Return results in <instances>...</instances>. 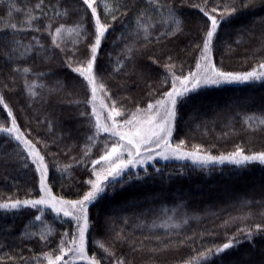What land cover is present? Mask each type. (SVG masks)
<instances>
[{"label":"snow or ice","instance_id":"1","mask_svg":"<svg viewBox=\"0 0 264 264\" xmlns=\"http://www.w3.org/2000/svg\"><path fill=\"white\" fill-rule=\"evenodd\" d=\"M75 3L74 10L65 6L61 11L66 0H49L47 4L45 0H38L34 10L39 15H29L26 29H21L16 23L6 22L0 26V42L4 47L0 59L5 64H10L9 73L0 76V139L6 137L5 143L14 144L20 149L17 155L22 168L30 169L34 165L31 187L25 193V198L21 199L13 193L0 199V215H21L27 209H35L41 213L29 220L24 225V230L18 234L19 244L16 247L19 250L11 256L4 253V256L12 264H43L45 260L46 264H75L76 261L81 264L84 261L87 264H137V254H142V264H167L166 254L173 253L172 264H216L217 261L223 264L224 258L230 256L242 243L238 238L239 234L246 233L249 241L258 233L264 234V219L254 227L238 228L226 242H213L209 247L203 242L204 234L212 235L207 230L201 235L193 233L191 237L176 232L175 242H165L161 237L155 236L158 243L151 245V234L134 240L124 235V227L119 231L115 228L117 219H121L122 224L127 226L132 219L139 220L150 211L148 209L137 213L138 205L134 199L124 200L113 215H105L103 218L99 214L94 216L92 209L110 195L154 178L161 169L156 168L155 173H149L148 165L157 159L191 161L195 167L225 163L245 167L257 161L264 165V151L249 152L242 144H235L232 151L214 155L212 146L191 143L188 132L184 131L195 119L194 113L198 112L195 102L207 89L264 82V15L254 18L251 24H242L235 30V39L226 41L221 38L225 25L232 24L234 20L253 10H264V0H200L199 3L194 0H135L132 4L117 2L112 6L105 0H75ZM185 7L197 9V16L189 20L184 14ZM8 8L11 12L14 5L9 3ZM73 16L76 17L75 21L71 19ZM60 20L64 22L58 23V26L53 24V21ZM41 21L47 23L33 26L34 22L39 24ZM117 21L122 28L120 39L132 41L131 45L125 44L122 49L125 60L115 69L123 71L124 66L131 65L130 72L126 73L128 78L121 85L129 90V94L125 96L111 93L99 62L100 53L110 33L115 30ZM190 24L192 27H189ZM253 25H259V37ZM9 28L11 33L8 32ZM28 31L47 32L52 37V47H46L38 36L32 37L35 44L15 38ZM181 36L188 40L183 49L177 51L176 47L169 46ZM5 37L8 38L7 41H4ZM241 47L245 48L244 63L248 65L247 70L229 67L225 62L227 54ZM37 48L46 56L51 53L55 57V49H59L63 55L60 65L64 69V80L71 84V91L66 97H60L58 102L74 105L77 109L83 106V110L77 113L79 118H83L81 127L85 124L87 126L82 154L79 158L71 156L68 164L62 165L58 159L49 163L46 155L37 148V143L41 141L37 138L34 143L28 138L31 131L26 133L22 130L14 107L5 95V90L11 93L21 91L28 99L29 107H33L38 98L44 105L50 103L36 91L37 81L48 73H36L29 67H24L21 72L16 62L22 57L40 55ZM181 55L185 59H180ZM30 75L36 79L30 80ZM57 84L58 88L48 90L49 95L64 88L61 81L58 80ZM141 85L143 94L132 95L131 92ZM40 87L45 85L41 83ZM98 92L106 93V99L111 101L103 118L96 109ZM79 93H82L81 98H69ZM88 106H91V112L88 111ZM189 108L192 111H186ZM37 122L47 123L49 132L53 130V121L47 116ZM245 123L253 131L257 128L264 131V117L248 116ZM52 156L57 157V153H52ZM53 167L61 176L74 168H82L81 179L75 180L66 189L62 186V194L56 195L52 188ZM37 186L38 194L31 195L37 192ZM261 206L264 207V201H261ZM116 211L130 212L131 215L121 217L116 215ZM45 212L53 214V222L68 225L54 248L51 245L55 229L45 223ZM252 215L249 212L242 219ZM260 215L264 217V211ZM235 219L241 218L229 217L223 221L224 226ZM37 222H40L42 230L30 231ZM187 223L188 219L185 218L172 227L179 229ZM163 226L169 227L168 224ZM11 227L14 228V225ZM92 233L109 236L114 246H120L122 254L117 256L114 247L110 249L100 243L99 248L107 255L94 254L89 257ZM198 240L199 247L204 250L193 248L196 254L185 259L182 254L183 246L195 245ZM25 241H36L42 248L49 250L35 256L25 255L22 247ZM125 245L127 252L123 251ZM28 251L31 253L32 249L29 248Z\"/></svg>","mask_w":264,"mask_h":264},{"label":"trees","instance_id":"2","mask_svg":"<svg viewBox=\"0 0 264 264\" xmlns=\"http://www.w3.org/2000/svg\"><path fill=\"white\" fill-rule=\"evenodd\" d=\"M37 2L38 0H0V26L6 22L16 23L21 29H26L29 15H39L34 10ZM48 2L49 0H45V4ZM105 2L112 6L117 2L132 4L135 0H105ZM194 2L199 3L200 0H194ZM9 3L14 5L11 12L8 8ZM65 6L69 10H74L76 7L75 0H66V5L61 6V11ZM101 11L103 12V8ZM197 12V9L184 8V14L189 20L196 17ZM260 15H264V10L256 9L234 20L232 24L225 25L221 31V38L226 41L235 39L236 29L242 24H251L253 19H258ZM49 16H51V10H49ZM71 19L75 21L76 17L73 16ZM108 20L111 23L110 17H108ZM60 22L64 21H53V24L58 26ZM43 23H47V21H41L39 24L34 22L33 26H40ZM189 27H192V25L190 24ZM253 27L256 29L257 37H259V25H253ZM121 31V24L117 21L115 30L110 33L99 56L100 65L104 69L102 75L111 89V93L116 96L129 94V90L121 85L128 78L126 73L131 70V65L127 64L124 66L123 71H115L120 66V62L125 60L122 53L125 44H132L131 40L120 39ZM8 32L11 33L10 28ZM125 35H127L126 30ZM33 36H38L46 47H52V37L47 32L28 31L26 34L22 32L15 38H22L25 43L35 44L32 41ZM7 39L5 37L4 41H7ZM187 43L188 40L181 36L169 46L176 47L179 51ZM68 47L70 48V44ZM3 51V43L0 42V56H2ZM36 51L40 52V55H33L31 58L22 57L16 62L21 72L24 67H29L36 73H48V75L40 77L37 81L36 91L45 100H49L50 103L44 105L38 98L36 104L29 107L28 99L21 91L11 93L5 90V95L14 107L22 130L26 133L29 130L31 131L28 138L32 139L34 143L37 138L41 141L37 143V148L42 154L46 155L49 163H54V160L58 159L62 165L68 164L71 156L76 155L79 158L82 154L81 148L87 134V126L85 124L84 127H81L83 118H79L77 113L83 110V106L77 109L74 105L70 106L67 103L60 104L58 102L60 97H66L67 93L71 91L70 82L64 80L63 77L64 69L60 65L63 55L60 54L59 49H55L57 53L55 57H52L51 53L46 56L39 48ZM244 57L245 48L241 47L233 53L227 54L225 62L229 67L247 70L248 65L244 63ZM218 58L219 54H217ZM180 59L185 58L181 55ZM177 63L179 64V61ZM249 63H252V61H249ZM187 65L188 62L185 63V71L188 70ZM192 67L194 68V62ZM9 68L10 64H5L4 60L0 59V76H6L9 73ZM29 79L35 80L36 77L30 75ZM58 80L64 84V88L49 95V89L59 87ZM41 83L45 87H40ZM142 89L143 85L133 90L131 94L142 95ZM81 97L82 93H79L69 98L79 99ZM108 102L110 105L111 101L108 100ZM195 103L198 112L194 113L195 119L191 122L190 127L184 129L188 132L191 143H203L205 146H212L214 155L232 151L235 144H242L249 152L264 151V131L258 128L253 131L245 123V118L248 116L264 117V82L255 81L209 88ZM91 110V106H88V111L91 112ZM186 111H192V109L189 108ZM45 116L53 121L54 127L51 132H49L47 123L37 122L38 119L44 120ZM253 126L255 127V122ZM4 140H6V137L0 139V199H5L13 193L24 199L25 193L29 192L31 187L30 181L34 165L30 169L22 168L20 158L17 155L20 149L16 148L14 144L5 143ZM45 143H47V148H45ZM69 148H71V151H68ZM66 151L67 155H65ZM52 153H57V157L53 158ZM92 158L94 159L95 156ZM156 168L161 169V172L156 174L154 178L148 179L146 182L136 183L122 192L110 195L105 201L92 209L93 215L99 214L101 218L105 215H113L114 210H118L124 200L134 199L138 205L137 213L148 209L150 211L141 216L139 220L132 219L127 226L122 224L121 219H117L115 221L117 231L124 227V235L134 240H140L151 234L153 236L151 245H155L158 243L154 238L155 236L161 237L165 242L169 240L175 242L176 232L191 237L193 233L201 235L207 230L212 235H203V242L206 247L211 246L213 242H226L228 237L236 233L238 228L254 227L256 223L264 219L260 215L264 211V207L261 206V201H264V165H261L258 161L245 167H237L228 163L195 167L192 166L191 161H164L160 159L149 162V173H155ZM82 171V168H74L70 173L65 172L61 176L53 167L51 172L54 177L52 180L54 194L61 195L62 186L66 189L75 180L81 179L80 173ZM140 171L143 175V171ZM37 194L38 186L37 192L31 193V195L35 196ZM249 212L253 215L247 219H242ZM40 214L35 209H27L21 215H0V229L3 230L0 231V248H3V251H0V264H12L4 256V253L11 256L13 252L19 250L16 247L19 244L18 234L24 230V225L29 220ZM125 214L131 215L130 212L119 213L116 211L118 216L122 217ZM52 215L50 212H45L44 221L55 229L51 245L54 248L59 242V236L62 234L63 229L67 228L68 225L53 222ZM229 217H240L241 219L230 221L227 226H224L223 221L228 220ZM185 218L188 219L187 224L182 225L179 229L172 227V225L180 223ZM164 224H168L169 227H164ZM13 225L14 228L11 227ZM41 230L40 222H37L35 227L30 228V231L34 232H40ZM92 237L88 252L90 257L94 254L107 255L103 252V249L99 248L100 243L105 244L110 249L114 247L117 256L122 254L120 246H114L109 236L103 233H92ZM238 238L242 243L230 256L224 258L223 264H264V234H256L251 241L246 238V233L239 234ZM199 244L198 240L195 245L183 246L182 254L184 258L187 259L188 256L196 254L193 248H199L200 251H203L204 248H200ZM22 247L25 255L32 256L49 250L48 248H42L40 243L36 241H25ZM29 248L32 249L31 253L28 251ZM123 251H128L126 245ZM172 255L173 253L166 254L167 264H172ZM142 259L143 255L137 254V264H142ZM45 262L46 260L43 261V264ZM75 264H81V262L76 261ZM83 264L87 263L83 262ZM216 264H220V262L217 261Z\"/></svg>","mask_w":264,"mask_h":264},{"label":"rangeland","instance_id":"3","mask_svg":"<svg viewBox=\"0 0 264 264\" xmlns=\"http://www.w3.org/2000/svg\"><path fill=\"white\" fill-rule=\"evenodd\" d=\"M107 105H109V102L106 99L105 93L98 92L97 98H96V109H97V112H99L101 114L102 118H103V115L107 111ZM84 262L87 263V261H84ZM45 264H46V262H45Z\"/></svg>","mask_w":264,"mask_h":264}]
</instances>
